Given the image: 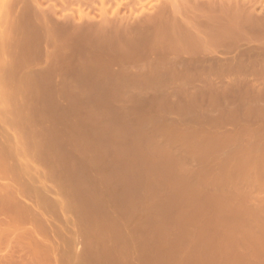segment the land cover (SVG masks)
Instances as JSON below:
<instances>
[{"label": "rangeland", "instance_id": "1", "mask_svg": "<svg viewBox=\"0 0 264 264\" xmlns=\"http://www.w3.org/2000/svg\"><path fill=\"white\" fill-rule=\"evenodd\" d=\"M25 1L20 9L21 49L16 71L19 78H25L19 87L22 90L18 103L26 110L0 115V149L2 153L8 148L18 150L31 159L36 171L31 172L29 187L32 183L34 187H49L51 192L45 193V197L59 207L56 202L63 191V198L72 207L62 211L48 201L42 206L43 212L44 208L48 211L44 215L36 210L34 200L23 194L16 195L14 202L19 199L25 203L17 200L15 204L24 207L34 204L31 208L44 215L45 220H39L41 226L47 224L49 229L48 226L58 225L54 227H60L57 241L61 235V241L76 237L79 230L91 225L111 224L113 228L115 224L122 228L133 222L131 227L142 224L141 227L150 225L151 230H164L163 238L167 241L211 248L213 254L208 250V256L213 260L221 252L218 261L226 258L225 261L241 262L244 258H254L252 263L255 259L264 263V82L219 83L222 86L211 83L212 86L200 80L207 73L202 72L203 58H208L205 59L208 65L209 58L217 63L220 56L225 61L232 58L231 62H244L246 58V65L259 57L256 68L263 73L260 57L264 58V49H258L260 42L229 38L214 46L213 50L220 56H210L203 44L187 46L190 48L186 52L195 55H182L191 59V64L185 68L187 72L180 68L184 74L179 78L175 74L180 72L174 74L179 69L170 66L169 58L161 59L164 64L160 68L156 65L162 62L156 61L155 65L152 60L150 63L158 68L154 71L151 64L147 69L138 65L139 56L138 59L132 55L131 59L138 61H131L130 65L131 59L118 56L116 62L109 63L111 56L100 57L94 52L98 38L88 28L101 26L97 0ZM101 1L105 10L109 9L106 14L109 19L116 18L117 9L120 13L117 17L128 16L126 4L120 10L114 9V0ZM159 5L154 0L149 5L151 12ZM193 59L200 62L194 60L192 66ZM167 70L173 80L166 74ZM12 95L13 91L6 92L1 100L9 102ZM19 158L20 155L18 158L12 155L5 168L0 162V187L11 185L9 188L13 189L17 185L14 175L6 173V169ZM244 165L249 168L246 172ZM78 207H84L85 216H81L83 212ZM9 208L3 207L6 210L3 213H9ZM68 222L74 223L71 227L77 230V235L72 233ZM64 230L66 234H62ZM17 235L20 237V232ZM49 235L45 236L50 238L54 234ZM80 235L76 239L81 240ZM37 236V239L45 238ZM3 237L0 256L7 252L12 255L15 241L12 245L10 242L16 236H7L11 240L4 237L6 241ZM82 247L80 244L78 251ZM215 248L221 251L217 250L216 254ZM241 250L247 254L244 251L241 254Z\"/></svg>", "mask_w": 264, "mask_h": 264}, {"label": "bare ground", "instance_id": "2", "mask_svg": "<svg viewBox=\"0 0 264 264\" xmlns=\"http://www.w3.org/2000/svg\"><path fill=\"white\" fill-rule=\"evenodd\" d=\"M23 1L26 2L25 0H0V115L7 114V113H10V114L11 113H23L26 110L23 107V105H19L18 103V95L21 94V90H22V89H19V87L24 82L25 78H22V77L19 78L17 75V71H16V64H17V61L19 58V52L21 49L20 48L21 38H20V33H19V30H20L19 29L20 28L19 19L21 18L20 9L22 5L24 4ZM97 1H98L100 10L98 9L99 7L97 9L101 11L100 13L102 14V16L100 15L102 17L101 26L91 27V28H88V30H89V33L94 34L98 38V42L93 45L94 50H95L94 52L98 53L100 57H103L104 55L111 56L110 58L111 62L109 63L116 62L118 59V56H121L127 61H129L132 58L131 56L135 55L137 58L138 56L140 57V61L136 59V62L137 61L140 62V64L138 65H141L143 66V68H146L151 64L150 62L152 60L156 65V61L161 63L163 61L161 59L169 58L170 60L169 59L168 60L172 68H175V69L178 68L179 70L180 68H184L183 69L184 72L185 71L187 72L188 70L186 69L190 67L189 65L191 64L190 63L191 59H186L182 55L185 53L195 55L193 52H186L190 48V47L186 48L187 46H195L198 44H203L207 48L206 51H208L209 49L210 54L209 53L208 54L210 56L211 55L215 56V54L216 55H219V54H217L216 51L213 50L214 46L219 45L221 42L222 43L226 42L227 39L229 38L234 39L236 41L237 39L235 38L238 37L239 39H243L244 41L245 39L248 40L249 43L260 42L261 47H258V49L259 48L264 49V0H206V1L204 0V2H199L200 0L199 1L198 0H158L160 5L154 12H151L150 10L151 8L149 6L154 0H114V1L112 0L113 3L116 5V8L114 9H117L118 7L121 10L123 9V6H125L126 4L127 8L126 7L125 8L127 9V11H129V14L126 11V14L128 16L124 15L121 17L120 15L119 17H117L118 14H120L117 9V12L114 11L117 13V14L115 13L116 18L114 19H109L107 17L106 14L108 13L107 10L109 9L105 10L104 1H101V0H97ZM81 10L80 12L83 11ZM133 18L137 19L135 23L131 22L134 20ZM136 57L133 56L134 59ZM220 57H218V59L219 60L222 59L221 61L224 60L223 62L218 60L216 63L214 62L215 59L213 60L209 58V60L211 61L209 60L208 61L211 63L209 64L208 62V65H205L207 62V60L205 59H208V58H203L204 60L201 59L204 61V63H202L203 61L201 62L202 68L204 67V69H202V72L204 71L207 72L206 74L203 73L204 75H202L201 77L203 76L205 77L202 78L203 80L200 79L201 81H204V82L207 81L206 83H210L209 85H212V86L213 84L211 83H218V84L219 83L220 84L229 83L227 85H230L231 83L240 84L242 82H245V83L247 82V85H249V82H252V83L253 82L254 83L264 82V72L260 73V70L257 69L258 68L257 65L259 64V62H257V59H259V57L255 59L256 61L252 60L251 62H249L248 65H246L247 63L246 64L244 63L246 58H243V60L245 59L244 62L242 61L238 62L239 60L238 61L234 60L235 62H231L230 59L232 58H228L225 61V58H220ZM247 58H250V57H247ZM260 58L263 59L262 61L263 65L262 64L261 65L264 66V58L262 57ZM236 59H239V57H237ZM252 59L254 58L252 57ZM194 60L195 59H193L192 66H194ZM198 60L200 62V59ZM198 60L197 59L195 60L196 63ZM131 61L135 62L131 59L129 63ZM153 62L151 64L152 66L154 65ZM162 64L164 63L162 62L161 64L156 65V66L160 68L161 66H163ZM130 65H132V63H130ZM141 66L140 68L143 69ZM166 66L169 67L168 62ZM149 68L150 69L148 70L150 71L151 67ZM155 68L156 67L153 66L152 70L155 71ZM158 68H156V71ZM141 69L140 71H142ZM148 70H145V71H148ZM179 70L178 71L175 70L174 74L175 72L176 73L180 72L181 73V74L179 73L180 75L175 74V75H178L180 78V76L183 73V70L182 69L180 71ZM197 70L195 71L197 72ZM165 72L167 74L168 70ZM202 72L199 73L198 75L200 76ZM178 76H177V79H178ZM169 78H171V74L169 75ZM171 80L173 79L171 78ZM26 83L29 84V80L26 79ZM220 84L218 86H222ZM227 85L225 84V86ZM242 85H244V83ZM9 91H13V95L11 96L9 102L2 101L1 100L2 95ZM1 150L3 149H0V162L2 166H4V168L6 167L5 163L11 160L12 155H15L17 158L20 155L21 158L18 159V162L16 164H12V165L10 164L8 166L9 169H6L7 170L6 173L8 172L11 176L14 175L12 176V178L15 177V179L13 178V180L15 181V184H17L15 185V188L14 186H13V189L9 188L11 185L8 187L7 186L0 187L1 188L0 189V216L4 215V217L0 219V241L2 240L3 236L5 237V239L6 238L10 239L11 237H7V236H10L12 234H15L16 236L15 237L16 239L15 240L13 239L10 242V244L11 243L14 244L13 241H15L14 246H11L12 244L10 245L13 250L12 255L11 253H8V252L7 253L10 255H7V253L5 252L6 256L5 255L3 257L0 256L2 258V259L0 258V264H248V263H243V262H248V261H251L250 263L253 262L252 260L254 258L252 260H245L244 258L243 261L241 260V262L240 261L238 262L236 259H235L236 261L234 260L230 261L229 259H228L229 261L228 260L225 261L226 260L225 257H224L225 260L222 259V261H218L216 259L218 258L217 255L221 253L220 252L221 249L218 250L219 248L217 250L220 253H218L215 248L214 252L218 254L215 255L216 256L215 260H213L208 256L209 251H211V253L213 254L211 248L206 249L205 246H203L202 248L201 246L202 244L199 246H195L193 245L194 243L192 244V247H191L190 246L191 242L188 245L189 247L186 246L188 242H186L187 243L186 245L185 244L182 245L183 243L181 244V242L180 244H176L177 242L175 243L174 241H167L165 240L166 238H163V235L164 237L166 236L163 232L164 230H159L160 228L156 230L154 229L151 230V229H148L150 225L148 227H145V226L141 227L142 224L141 225L139 224L140 227L134 226V225H133L134 227H131L132 226L131 223L133 222L129 223L130 224V226L128 225L129 227L124 226L122 228H121V225L120 226L117 225L119 227L117 228L115 224H113L114 225L113 228H110L111 224L108 227H106L105 224L104 226L102 225L103 227L100 226L101 224H99L100 227L96 226L98 224H96L95 226L91 225V228L83 229L82 231L79 230L77 232L78 235H80L79 232L82 233L78 237V238H81V240L76 239L78 236L76 234L77 230L75 231V229L71 227V224H74L72 223L73 221L71 223L68 222L70 224V228L73 229V230L71 229L72 233L75 232L74 234H76L77 236L75 235L76 237H73L74 239L71 238L69 240H67V238L65 237L67 241L65 239L64 241L63 239L61 241L60 238H62L61 236H63L61 235L59 240L57 241L58 236H59L58 229L60 227L59 228L57 227L58 229L57 228L55 229L54 227L58 225L53 224L54 227L48 226L49 227L48 229L47 224L45 222L46 225H44V223L42 224L46 227V230H45L44 226H41L40 224L41 221L39 223V220L40 219L42 220L44 218V215H45L44 212L46 211L48 213V211L45 210V208L43 212L42 206L45 207L47 205L46 202H48L49 200H47L48 198L46 199L47 196L45 193L49 191L51 192V189L45 185L34 187L33 183H32V186L29 187L28 181L32 180L31 172L36 171L32 160L27 159L26 158L27 156L20 154V151L18 150L13 151L10 148H8L7 151L4 150L5 153L4 152L2 153ZM249 166L247 164V167ZM244 167H246V165H244L243 168ZM247 167L245 168V172L246 170L249 169V168L247 169ZM251 169L253 168L251 167ZM249 171H248V174H249ZM6 176L8 177V174H6ZM224 179L221 181L224 182ZM228 179H229V176H228ZM23 180H26L25 184ZM26 182H27V187H26ZM76 193H78L79 196L81 194L80 191ZM19 194H23V196L27 198H32L31 200H34L32 201V203L34 202L37 205V206L36 205L34 206L36 210L42 211L44 215L42 212H41L42 214L39 212H37L39 213L37 214L35 212L36 210L34 209L35 210L34 211L31 208V206L33 207L34 204L31 206L28 205L30 207L28 206L24 207L22 206V204L21 205L15 204L16 202L18 203L17 200H19L17 199L16 202H14L15 196ZM78 195H77V198H78ZM63 196H64V192L61 191V193L59 192L58 194L59 200L56 199L58 200L56 202L54 199V201L57 204L58 203L60 204L61 208L58 205H56L54 201L53 203L56 206L51 203L52 201H49L48 203L52 204V206L54 207L58 206L60 209H62V211L71 209L72 207V206L70 207L71 202H68L67 200H65ZM81 199L82 198L80 197V200ZM19 202L25 203L23 201L21 202L20 200ZM9 205L11 206V209L9 208L10 212L3 213L4 211H6L3 209V207L5 206L10 207ZM47 208L48 207H46V209ZM78 208L82 210L83 212L84 207L82 209L80 207ZM256 211L258 212V210ZM49 212L53 213L54 211L50 210ZM127 212L129 213L130 210ZM263 212H264V209L262 213ZM79 213L81 212L79 211ZM84 213L85 212H83L81 216H85L83 215ZM39 215L43 217L40 218ZM50 215L52 214H49V216ZM58 215L56 216L57 219L59 217ZM81 216L80 218L84 219V217H81ZM129 216H127L126 218H130ZM71 217L73 218V216ZM76 217H78L77 214H76ZM126 218L124 219L126 220ZM130 219L133 220L132 218ZM53 220L55 219L53 218ZM90 221L92 220L90 219ZM90 221H89V224L91 223ZM49 224L51 225V222H49ZM27 225H29L28 227H31V228L33 227V228L32 229L28 228ZM144 225L146 224L144 223ZM68 226L69 225H67V228L65 229H68ZM21 231H23V233ZM64 231L65 233H62V234H66L67 231L66 230ZM9 232L10 234L8 235ZM19 232L21 235L20 237L17 235ZM50 232L51 234L52 233L54 234V235H51L52 237L49 238L48 236H45L46 234L49 235ZM41 233H44L45 238H43L44 236ZM37 234L38 236L39 234L42 235L40 237L43 239H39V238L37 239L36 238ZM68 235H65V236H68ZM4 237H3V241H6L4 240ZM69 237H72V236H69ZM80 244H82L83 249L80 248V250L81 249L82 250L81 251L79 250L80 251L79 252L78 247ZM236 244L238 245V243ZM203 245H207V244H203ZM10 246L9 248H11ZM239 246L242 249L241 245ZM237 248L238 247H236V250ZM222 249L224 248L222 247ZM224 250L223 252L226 251ZM14 251L18 253H15ZM243 251L240 253L242 254ZM228 252L229 253L227 252L226 253L227 254L231 253L230 251ZM19 253L21 254L19 255ZM245 253L243 255H245ZM220 255H223V254H220ZM226 257L228 258V256ZM235 257L233 256V259ZM218 259H220V257ZM240 259L238 258V260ZM255 260H254V263L252 264H255V263L264 264L260 260H258L259 263L255 262Z\"/></svg>", "mask_w": 264, "mask_h": 264}]
</instances>
